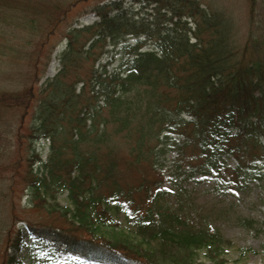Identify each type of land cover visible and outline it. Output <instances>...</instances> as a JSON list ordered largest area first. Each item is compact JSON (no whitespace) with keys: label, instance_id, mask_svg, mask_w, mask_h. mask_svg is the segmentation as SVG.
Segmentation results:
<instances>
[{"label":"trees","instance_id":"obj_1","mask_svg":"<svg viewBox=\"0 0 264 264\" xmlns=\"http://www.w3.org/2000/svg\"><path fill=\"white\" fill-rule=\"evenodd\" d=\"M80 1L0 0V29L17 6L30 14L29 24L49 20L50 28ZM181 1L185 13L137 19L125 15L124 0L95 3V20L65 33L51 79L34 89L33 70L22 89L0 91V111H17L22 122L29 113L31 143L48 141L46 158L29 163L31 196L54 203L66 192L67 203H56L65 225L28 226L51 264H205L200 251L208 264L224 263L228 240L196 215L186 185L207 175L217 191L244 192L264 181V0H247L248 24L235 43L226 9ZM184 15L193 29H181ZM106 39L120 43L118 66L93 63L84 77L70 78L75 62L88 60ZM119 214L131 230L120 229ZM243 224L254 228L255 221ZM9 234L6 246L18 251L20 230ZM17 263L12 255L2 261Z\"/></svg>","mask_w":264,"mask_h":264},{"label":"rangeland","instance_id":"obj_2","mask_svg":"<svg viewBox=\"0 0 264 264\" xmlns=\"http://www.w3.org/2000/svg\"><path fill=\"white\" fill-rule=\"evenodd\" d=\"M104 1L106 0L80 1L68 10L63 21L59 19L58 24L50 28L49 20L43 22L41 17V24H29L27 16L30 14L24 12L23 5L17 6L18 9L9 13L13 20L7 19L5 27L0 29V37L5 35L6 38L0 40V91L22 89L29 84L33 70L37 71L34 89L51 79L61 66L59 54L65 48V33L70 28L91 24L95 20L91 10L93 4ZM170 1L172 4L166 5L156 2L147 4L145 0H124L122 9L125 15L132 19L149 18L156 11L165 12L167 15L176 9H181L184 13L188 11L187 7L182 6L181 0ZM198 1H210L212 8H208L209 10L226 9L227 16L233 18L231 40L233 42L234 40L236 42V38L237 42L242 40L248 24L247 0ZM30 5H34L30 7L36 9L43 6L41 3ZM204 6L205 4L201 3L200 7ZM172 16L173 20L177 19L176 14ZM181 21H186V27L180 26L183 31L187 27L194 28L189 16H182ZM125 40L129 43L134 42L133 36L129 34L125 35ZM5 44H8L9 49L4 47ZM119 44L113 46L108 39L102 41V47L97 46L88 60L75 62L73 66L77 67L70 78L78 75L84 77L93 63L95 66L106 63L107 70L118 66L120 54H115L114 51L119 49ZM144 46V49L147 48L148 43ZM20 119L17 111H0V264L6 255L15 256L18 264H51L49 255L45 254V243L31 238L28 226L65 225L61 222L63 219L58 216L61 209L57 204L63 206L67 203L66 192L59 193L54 203L48 199L46 202L35 201L31 196L32 189L28 188L29 163L38 154L42 160L46 158L48 141L38 139L31 143L32 139L26 129V125L31 122L30 114L27 113L23 117V122ZM166 157L169 159L171 154H167ZM228 162L230 165L234 164L232 158H229ZM34 164L36 166L37 162ZM164 185L168 186V183L165 182ZM186 186L194 199L196 215L205 216L228 240L222 252L223 264H264V181L252 182L244 192L233 189L221 192L213 187V181L209 176L197 175ZM48 209L56 211L49 213ZM122 217V214H119L115 218L120 229L131 230V226L126 225ZM245 219L254 220V228L246 227L243 224ZM15 229L20 230L21 237L18 251H14L5 243L7 232L13 234ZM199 256L200 261L209 263L202 256V251ZM59 264L78 263L68 259Z\"/></svg>","mask_w":264,"mask_h":264}]
</instances>
